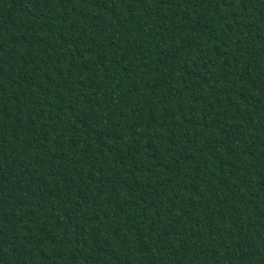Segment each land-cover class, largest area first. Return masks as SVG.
<instances>
[{
  "label": "trees",
  "instance_id": "16d2710c",
  "mask_svg": "<svg viewBox=\"0 0 264 264\" xmlns=\"http://www.w3.org/2000/svg\"><path fill=\"white\" fill-rule=\"evenodd\" d=\"M0 264H264V0H0Z\"/></svg>",
  "mask_w": 264,
  "mask_h": 264
}]
</instances>
